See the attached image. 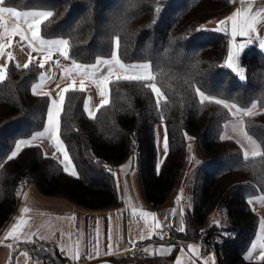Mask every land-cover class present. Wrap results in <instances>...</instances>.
Returning a JSON list of instances; mask_svg holds the SVG:
<instances>
[{"label":"trees","instance_id":"trees-1","mask_svg":"<svg viewBox=\"0 0 264 264\" xmlns=\"http://www.w3.org/2000/svg\"><path fill=\"white\" fill-rule=\"evenodd\" d=\"M0 5L49 10L39 33L60 37L71 61L109 57L116 43L120 62L146 61L149 67L148 78L110 79L108 98L93 116L84 111V89L64 91L58 136L75 168L72 174L39 143L24 144L12 154L19 138L44 126L50 99L31 90L39 64L7 62L0 79V231L29 184L83 209H112L119 204L115 172L129 164L143 198L156 207L170 199L189 158H195L184 227L172 228L167 237L205 242L218 264H264V232L261 253L245 256L260 220L248 198L264 196V51L246 45L238 56L239 70H233L225 63L226 24L205 26L223 18L234 0H0ZM231 105L240 109L236 113L244 130L260 146L254 155H245L234 138L222 136L225 121L233 116ZM159 122L165 136L160 161ZM212 212L217 220L209 219ZM17 246L32 257L63 264L55 239L35 236ZM173 256L174 250L152 264Z\"/></svg>","mask_w":264,"mask_h":264},{"label":"crops","instance_id":"crops-1","mask_svg":"<svg viewBox=\"0 0 264 264\" xmlns=\"http://www.w3.org/2000/svg\"><path fill=\"white\" fill-rule=\"evenodd\" d=\"M48 14L46 9L18 10L0 5V79L9 60L17 65L35 62L41 70L31 90L46 93L50 99L44 126L19 138L12 154L24 144L39 143L46 153L60 160L65 171L75 174L58 136V114L64 91L84 89V111L93 116L97 106L108 98L110 79L148 78L149 67L146 61L129 65L120 62L116 43L109 57L97 56L89 63L70 60V67L55 66L54 52L66 53V47L60 37L40 35V22ZM209 21L206 25L215 28H220L223 21L226 24L229 39L225 61L231 69L238 70L237 55L246 45L254 44L264 51V0H234L233 8L223 18ZM115 179L119 204L104 210L83 209L66 198L41 194L29 184L0 231V264H51L17 246L35 236L55 239L64 255L63 264H146L145 260L152 264L155 257L172 250L171 261L162 264H218L214 250L201 249V241L164 236L165 224L171 229L184 227L185 180L179 182L166 203L153 207L143 198L136 172L129 164L116 170ZM138 245L144 249L140 254L131 251ZM110 256L122 261L116 262Z\"/></svg>","mask_w":264,"mask_h":264},{"label":"rangeland","instance_id":"rangeland-1","mask_svg":"<svg viewBox=\"0 0 264 264\" xmlns=\"http://www.w3.org/2000/svg\"><path fill=\"white\" fill-rule=\"evenodd\" d=\"M223 25H224V22L220 25V28L223 27ZM205 26L214 27L213 25L209 23H207V25L205 24ZM228 37H229V34H228ZM238 56L239 54L237 55V59H238ZM130 66L132 67V65ZM243 75L244 74H243V69H242L240 72H238V76L243 77ZM150 85L153 90L155 98L158 100L161 99L162 93L157 87V85L155 83H151ZM229 108L233 116L225 121L224 128L222 131V136L234 138L241 145L245 155L250 156V155L256 154L257 152H259L260 146L258 142L252 136L247 134L246 131L244 130L241 114L236 113L237 111H240V109L234 105L229 106ZM156 129H157V132H156L157 133V136H156L157 159L158 161H160V159L163 156L162 154L165 152V136H164L163 123L159 122L156 126ZM192 152H194V150ZM195 163H196L195 158L192 162H191V159L189 158L188 164L186 165L184 173L182 174V177H181V180H185L184 184H185L186 200H187V191H189L190 189L189 186L191 185L190 183L191 175H192V170L194 168ZM248 201L251 204L252 208L260 215V220L257 226L256 233L252 237L251 242L245 252V256L257 257L263 249L261 236L264 232V196L262 195L251 196L248 198ZM217 218L218 216L214 212L210 214V217H209L210 220H217ZM164 226L167 229L166 231L167 232L169 231L170 233L171 228L169 227V224H165ZM207 248H210V246Z\"/></svg>","mask_w":264,"mask_h":264},{"label":"built area","instance_id":"built-area-1","mask_svg":"<svg viewBox=\"0 0 264 264\" xmlns=\"http://www.w3.org/2000/svg\"><path fill=\"white\" fill-rule=\"evenodd\" d=\"M53 63L55 66H63V67H70L71 66L70 60L65 56L64 53L59 52V51L54 52ZM163 229L165 231L164 236H168L169 231L168 232L166 231L167 229L165 226H163ZM200 247H201V249H206L209 246L205 242H201ZM131 251H133L136 254H140L144 251V249L142 248L141 245H138V246L133 247L131 249Z\"/></svg>","mask_w":264,"mask_h":264}]
</instances>
